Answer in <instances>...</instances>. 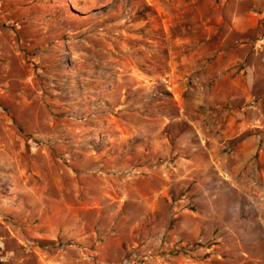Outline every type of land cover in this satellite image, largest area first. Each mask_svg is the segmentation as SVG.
Listing matches in <instances>:
<instances>
[{
	"label": "rangeland",
	"instance_id": "374dc122",
	"mask_svg": "<svg viewBox=\"0 0 264 264\" xmlns=\"http://www.w3.org/2000/svg\"><path fill=\"white\" fill-rule=\"evenodd\" d=\"M0 264H264V0H0Z\"/></svg>",
	"mask_w": 264,
	"mask_h": 264
},
{
	"label": "crops",
	"instance_id": "0c3cea01",
	"mask_svg": "<svg viewBox=\"0 0 264 264\" xmlns=\"http://www.w3.org/2000/svg\"><path fill=\"white\" fill-rule=\"evenodd\" d=\"M113 70H114L113 72L115 73L116 69L114 68ZM47 98H48V100H50L51 103L53 102L55 105L54 108L52 107L54 118H51L50 116H48L49 118L47 116L42 117L41 121H42V126H44V127L47 126V124L49 122L58 119V117H60L61 120H62V118H64V117L60 116L61 115L60 112H62V110L64 109L62 104H61V100H59V102H58L57 97H51V95H49ZM46 102H47V100H46ZM47 103H49V102H47ZM57 104L59 107L56 106ZM233 134H234V132H233ZM245 140H243L241 143L238 142L236 145V148L229 149L230 153H226V154L224 153L226 156H230L232 158L233 162L236 163V165H238V166L240 165V163L244 160V158L246 156H248V157L251 156L252 149H254L253 141L247 140V139H245Z\"/></svg>",
	"mask_w": 264,
	"mask_h": 264
}]
</instances>
